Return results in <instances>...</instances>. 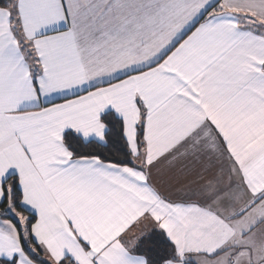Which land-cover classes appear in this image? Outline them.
Returning <instances> with one entry per match:
<instances>
[{
  "label": "snow or ice",
  "instance_id": "6c2138e0",
  "mask_svg": "<svg viewBox=\"0 0 264 264\" xmlns=\"http://www.w3.org/2000/svg\"><path fill=\"white\" fill-rule=\"evenodd\" d=\"M0 264H264V0H0Z\"/></svg>",
  "mask_w": 264,
  "mask_h": 264
},
{
  "label": "crops",
  "instance_id": "0c3cea01",
  "mask_svg": "<svg viewBox=\"0 0 264 264\" xmlns=\"http://www.w3.org/2000/svg\"><path fill=\"white\" fill-rule=\"evenodd\" d=\"M237 207H239V205H237Z\"/></svg>",
  "mask_w": 264,
  "mask_h": 264
}]
</instances>
